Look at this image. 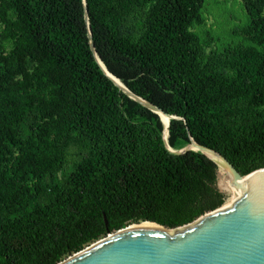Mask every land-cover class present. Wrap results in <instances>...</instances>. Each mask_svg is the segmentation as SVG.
Listing matches in <instances>:
<instances>
[{"label":"trees","instance_id":"trees-1","mask_svg":"<svg viewBox=\"0 0 264 264\" xmlns=\"http://www.w3.org/2000/svg\"><path fill=\"white\" fill-rule=\"evenodd\" d=\"M205 0H0V264H58L139 222L224 205L218 168H264V0L208 51ZM88 27L93 49L89 45ZM133 95L179 118L165 127ZM168 122V119H167ZM104 217L107 224L104 223Z\"/></svg>","mask_w":264,"mask_h":264},{"label":"water","instance_id":"water-1","mask_svg":"<svg viewBox=\"0 0 264 264\" xmlns=\"http://www.w3.org/2000/svg\"><path fill=\"white\" fill-rule=\"evenodd\" d=\"M85 19L87 18L86 0ZM89 45L92 50L90 30ZM104 75L128 98L159 117L158 112L171 121L180 119L133 95L112 76L96 56ZM160 118V117H159ZM161 120V118H160ZM188 144L175 155L193 151L220 165L230 180V186L220 192L236 198L226 206L208 212L190 224L167 229L153 222L131 224L92 243L58 264H264V168L241 176L233 165L218 152L194 142L187 129ZM210 156L216 159H212ZM104 223L107 224L105 217ZM173 230L172 234L168 231Z\"/></svg>","mask_w":264,"mask_h":264},{"label":"rangeland","instance_id":"rangeland-1","mask_svg":"<svg viewBox=\"0 0 264 264\" xmlns=\"http://www.w3.org/2000/svg\"><path fill=\"white\" fill-rule=\"evenodd\" d=\"M201 18L203 23L200 26L192 27V31L196 33L201 42L209 41L208 51L218 52L228 45L243 41L241 36L233 34L234 30L247 23L241 0H205ZM224 175L222 174L223 178ZM222 177L218 175L217 184ZM228 195L224 205L232 198L231 193Z\"/></svg>","mask_w":264,"mask_h":264},{"label":"bare ground","instance_id":"bare-ground-1","mask_svg":"<svg viewBox=\"0 0 264 264\" xmlns=\"http://www.w3.org/2000/svg\"><path fill=\"white\" fill-rule=\"evenodd\" d=\"M158 114H159V116H160V118H161V121L166 125V123H167V119H168V118H167L164 114H162L161 112H158ZM168 120H169V119H168ZM164 127H165V126H164ZM164 134L166 135V127H165ZM210 157L216 161L215 158H213L212 156H210ZM222 174H223V175L225 174V175H224V176H225L224 178L222 177ZM218 175H219V177H222V178H220V181H218V182H219V185H221V187H227V188H229V186H230V180H229V178L226 176V173L223 171V169L221 168L220 165L218 166ZM231 194H232V198L230 199V201H229L226 205L223 206L224 208H225L226 206H228V205L233 201V199L236 198L235 190L232 189ZM168 233H169V234H172V233H173V230H169Z\"/></svg>","mask_w":264,"mask_h":264}]
</instances>
